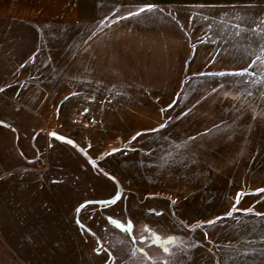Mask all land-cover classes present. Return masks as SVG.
Listing matches in <instances>:
<instances>
[{"label":"rangeland","instance_id":"1","mask_svg":"<svg viewBox=\"0 0 264 264\" xmlns=\"http://www.w3.org/2000/svg\"><path fill=\"white\" fill-rule=\"evenodd\" d=\"M84 32L0 19V137L14 161L0 171V264H31L21 238L56 219L57 201L78 206L77 224L123 219L85 264L264 263V145L197 127L196 76H84ZM58 166L91 177L74 184Z\"/></svg>","mask_w":264,"mask_h":264},{"label":"crops","instance_id":"2","mask_svg":"<svg viewBox=\"0 0 264 264\" xmlns=\"http://www.w3.org/2000/svg\"><path fill=\"white\" fill-rule=\"evenodd\" d=\"M0 19L36 28H83L84 76H196L198 87L191 94L196 99L186 112L196 116L197 127L244 130V138L255 137L245 144L264 145V0H0ZM37 133L32 144L39 139ZM4 141L0 137L2 173L7 172L3 165L14 162ZM23 169L34 178L44 172ZM58 171L74 184L90 176L84 169L81 175L76 168ZM54 173L50 171L51 179ZM56 208L60 214L48 226L41 222L21 238V253L31 264H85V258L109 249L110 237L123 234L117 225L123 219L117 216L103 218L105 226L84 219L77 224L76 204L69 215L59 201ZM110 222L118 228L112 229ZM112 257V264L125 258Z\"/></svg>","mask_w":264,"mask_h":264},{"label":"snow or ice","instance_id":"3","mask_svg":"<svg viewBox=\"0 0 264 264\" xmlns=\"http://www.w3.org/2000/svg\"><path fill=\"white\" fill-rule=\"evenodd\" d=\"M161 127H163V125H161ZM113 151H118V149H114ZM260 191H264V189H262ZM105 203H107V202H105Z\"/></svg>","mask_w":264,"mask_h":264}]
</instances>
